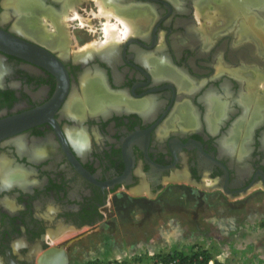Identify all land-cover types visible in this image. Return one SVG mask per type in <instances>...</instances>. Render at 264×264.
Listing matches in <instances>:
<instances>
[{
	"label": "flooded vegetation",
	"instance_id": "af4514ba",
	"mask_svg": "<svg viewBox=\"0 0 264 264\" xmlns=\"http://www.w3.org/2000/svg\"><path fill=\"white\" fill-rule=\"evenodd\" d=\"M107 1L142 21L97 48L99 30L45 21L60 0H0V30L30 46L0 50V121L20 128L0 138V264L167 184L264 193V3L209 25L212 0Z\"/></svg>",
	"mask_w": 264,
	"mask_h": 264
},
{
	"label": "rangeland",
	"instance_id": "374dc122",
	"mask_svg": "<svg viewBox=\"0 0 264 264\" xmlns=\"http://www.w3.org/2000/svg\"><path fill=\"white\" fill-rule=\"evenodd\" d=\"M76 1L73 7L85 18H90L91 24L100 31L105 18L94 16L93 12L99 9L96 0L74 5ZM197 10L196 7L195 12ZM74 11L67 9L57 19L66 18V26L78 27V33L84 31L82 28L97 32L88 26L80 27V20L72 19ZM211 12L207 14L210 19L214 17V10ZM46 16L51 26L54 18L51 14ZM165 191L159 195H138L140 204H131L120 213L112 211L95 225L55 236L49 247L60 251L51 255L53 264H66V260L67 264H81L89 259L117 258V255L129 259L148 252L189 251L194 247L203 248L214 260L228 264H264V193L234 200L220 191L210 192L180 182L167 184ZM209 209L213 210L214 220H207ZM211 230L218 235L217 239L200 238V233ZM179 236L184 239L176 238ZM165 246V249L151 250ZM39 254L42 253L37 252L36 264H43L40 262L43 254Z\"/></svg>",
	"mask_w": 264,
	"mask_h": 264
},
{
	"label": "bare ground",
	"instance_id": "6f19581e",
	"mask_svg": "<svg viewBox=\"0 0 264 264\" xmlns=\"http://www.w3.org/2000/svg\"><path fill=\"white\" fill-rule=\"evenodd\" d=\"M217 1H219L217 3ZM247 1H250L252 3H264V0H241L239 3L241 4H245V3H248ZM60 2L62 3V6L64 5H67V7L69 9H73L75 10L73 12V18L72 19H77V20H80V27H83V26H88L90 28L91 31L95 32V31H98V28L95 26V25H92L91 24V21H90V18H85L84 16H82L81 14H79L77 12V10L75 9V7H73V2H75V0H60ZM96 4L98 5V12H93L94 16L96 17H104L105 18V21L102 22L101 24V28H100V32L101 34L103 35L100 39H97V40H94L92 42H90L89 44L90 45H93L94 47H102V46H106L108 44H113V43H116L120 40H122V38L126 37L129 33H132L133 30H135V28L138 26L139 22L142 21V19L138 18V20L136 18H134L133 16H129V15H123L122 13H119L118 10H117V6L114 5V4H110L107 0H96ZM214 2V5L216 6V8H214V19L217 18L218 14H216V12H220L221 14V17L223 18V20L226 22V21H229L228 19V16L232 15L231 12L233 11L231 9V7L233 5L230 4V1L229 0H213ZM12 3V2H10ZM9 5V3H5V5ZM259 4V5H260ZM110 5V6H109ZM218 5V6H217ZM109 6V7H107ZM255 7V6H254ZM205 8V7H204ZM208 8V7H207ZM206 9V8H205ZM202 10V9H201ZM200 10V11H201ZM204 10V9H203ZM236 10V9H234ZM238 12L240 13H248L246 12L247 10V5L245 6H242V7H239L238 9ZM255 10V9H254ZM256 10H259L258 8H256ZM206 11V10H205ZM263 11V10H261ZM236 12V13H238ZM258 13L260 11H257ZM235 13V11H234ZM253 13V12H252ZM205 14V13H204ZM203 14V15H204ZM209 14L208 11H206V14L207 15ZM212 14V13H211ZM226 14V15H225ZM4 16H7L6 13L3 14ZM50 15V14H48ZM68 15V14H67ZM228 15V16H227ZM246 15V14H244ZM248 15V14H247ZM259 15H262V14H259ZM46 16V15H45ZM197 16L198 18L201 17L199 16V10H197ZM243 16V15H242ZM251 16V15H250ZM220 17V18H221ZM247 17V16H245ZM48 18V17H47ZM208 18V17H206ZM213 18L210 19L208 18V21H209V24H213ZM250 18V17H249ZM259 18V17H258ZM66 19V18H65ZM65 19H51V26H52V29L54 32H58V33H63L64 32V29L63 27L66 26V21ZM200 19V18H199ZM248 19V18H247ZM255 19V18H254ZM256 20V19H255ZM32 20H28V21H22L20 24L22 26H24L26 29H27V32H29L30 34L31 33H36V31L34 30H30L28 27H31L32 28V24H30ZM35 21V20H34ZM45 21H47V19H45ZM252 22V21H251ZM18 23V22H17ZM253 23V22H252ZM19 24V25H20ZM264 24V23H263ZM28 25V26H26ZM214 25V24H213ZM246 25V23H245ZM259 25V24H258ZM252 26V25H251ZM250 26V27H251ZM18 27V26H17ZM21 27V26H20ZM67 27V26H66ZM245 27H248V26H245ZM248 27V28H250ZM255 27V26H254ZM256 28V27H255ZM59 29V30H58ZM252 29V28H251ZM45 30V29H44ZM51 31V30H50ZM51 31V32H53ZM260 31V30H259ZM49 32V31H47ZM34 33V35H35ZM42 33V32H41ZM33 35V34H32ZM55 42V41H53ZM87 44V45H89ZM85 49V48H84ZM45 256V254L43 255ZM43 256H41L40 258V262H42V258ZM54 257V256H53ZM44 262L43 264H53L52 260H51V255L48 256L46 258H44Z\"/></svg>",
	"mask_w": 264,
	"mask_h": 264
},
{
	"label": "built area",
	"instance_id": "2783aa9c",
	"mask_svg": "<svg viewBox=\"0 0 264 264\" xmlns=\"http://www.w3.org/2000/svg\"><path fill=\"white\" fill-rule=\"evenodd\" d=\"M203 248L194 247L189 251L175 249L165 252H148L134 258L89 259L81 264H213L214 258L207 257Z\"/></svg>",
	"mask_w": 264,
	"mask_h": 264
},
{
	"label": "water",
	"instance_id": "95a60500",
	"mask_svg": "<svg viewBox=\"0 0 264 264\" xmlns=\"http://www.w3.org/2000/svg\"><path fill=\"white\" fill-rule=\"evenodd\" d=\"M29 47L30 46H27L25 43L16 40L12 35L5 33V32L0 30V50L10 52V51H13L14 49H16V50H19L20 52L23 53L27 49H29ZM12 123L13 122L10 119L0 121V138L20 129L19 127L17 128L15 126H13ZM59 251L60 250L55 248V247H49L46 250L42 251V254H43V252H45L46 258H47L48 256H50L52 254H57ZM62 251H64V250H62ZM66 264H67V260H66Z\"/></svg>",
	"mask_w": 264,
	"mask_h": 264
},
{
	"label": "crops",
	"instance_id": "0c3cea01",
	"mask_svg": "<svg viewBox=\"0 0 264 264\" xmlns=\"http://www.w3.org/2000/svg\"><path fill=\"white\" fill-rule=\"evenodd\" d=\"M212 1H213V0H212ZM213 5H214V2H213ZM213 10H214V8H213ZM209 210H210V213L208 212ZM209 210L207 211V212H208V213H207V216H209L210 218L207 217V220H209V219H210V220H214L215 218H214V216H213V210H212V209H209ZM199 236H200V238H201L202 240H203V238H204V239H207L208 237H211V238L213 237V238H215V239L218 238V235L215 236V235L212 233V230H211L210 232L206 233V234H205V233H204V234H201V233H200ZM176 238H178V239H182V240L184 239L183 236H179V237H176ZM174 241H175V239H174ZM165 248H166V246L163 247V248L155 247L154 250H153V249H151V250H152V251H158L159 249H165ZM45 252H46V251H45ZM45 252H44V253H45ZM44 253H43V255H44ZM45 256H46V254H45ZM45 256H43V258H42V262L45 261V260H44ZM116 257H120V256L117 255ZM44 264H45V263H44Z\"/></svg>",
	"mask_w": 264,
	"mask_h": 264
},
{
	"label": "trees",
	"instance_id": "16d2710c",
	"mask_svg": "<svg viewBox=\"0 0 264 264\" xmlns=\"http://www.w3.org/2000/svg\"><path fill=\"white\" fill-rule=\"evenodd\" d=\"M210 255L207 254V257H209ZM213 264H228V263H224V262H221L219 260H214V263Z\"/></svg>",
	"mask_w": 264,
	"mask_h": 264
}]
</instances>
